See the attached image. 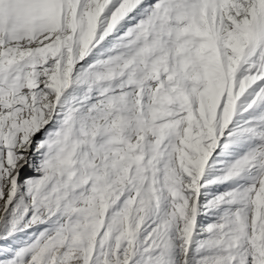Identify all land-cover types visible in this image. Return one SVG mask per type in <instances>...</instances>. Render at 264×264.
Instances as JSON below:
<instances>
[{
    "label": "snow or ice",
    "instance_id": "snow-or-ice-1",
    "mask_svg": "<svg viewBox=\"0 0 264 264\" xmlns=\"http://www.w3.org/2000/svg\"><path fill=\"white\" fill-rule=\"evenodd\" d=\"M0 264H264V0H0Z\"/></svg>",
    "mask_w": 264,
    "mask_h": 264
}]
</instances>
